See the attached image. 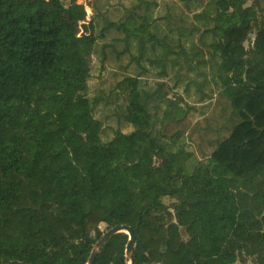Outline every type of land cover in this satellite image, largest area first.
Returning a JSON list of instances; mask_svg holds the SVG:
<instances>
[{"label":"trees","instance_id":"obj_1","mask_svg":"<svg viewBox=\"0 0 264 264\" xmlns=\"http://www.w3.org/2000/svg\"><path fill=\"white\" fill-rule=\"evenodd\" d=\"M76 1L0 0V264H264V0Z\"/></svg>","mask_w":264,"mask_h":264},{"label":"rangeland","instance_id":"obj_2","mask_svg":"<svg viewBox=\"0 0 264 264\" xmlns=\"http://www.w3.org/2000/svg\"><path fill=\"white\" fill-rule=\"evenodd\" d=\"M63 2H67L68 0H62ZM81 1H85V0H77L76 2H81ZM88 3V1H87ZM239 4V1H236L233 5H232V9L236 8ZM250 4V2H247L246 4H244V6H248ZM88 10V11H87ZM86 14H87V20L88 18L91 16V10L89 8L86 9ZM81 25V24H80ZM79 25V27H80ZM186 25H201L200 21H198L197 19H195L194 17H192V14L189 13L188 17L186 19ZM253 38V36H252ZM247 45V44H245ZM92 66H93V71L95 73H97V64H96V57H92ZM205 75H201V76H197L195 80V83L190 84L189 83V94H184V92L182 90L179 91V93L182 95L183 99L185 100V102L189 103V104H194V105H201V103H205L207 102V98L206 95L211 97V98H215L217 93H218V88L216 87V85L214 84V81L212 80H205ZM94 83V82H93ZM91 85V84H90ZM206 93V94H205ZM199 98H200V102H199ZM196 114H192L190 115V119H189V125H191L195 119H196ZM181 142L184 144L185 149L189 150L191 152H195L196 150V142L194 139H190L189 137H184ZM173 166V165H172ZM188 172H191L190 174L193 175H198V176H205V171L203 169H201V167L198 165V158H193L192 160L189 161L187 168ZM173 170H174V166H173ZM168 202V201H166ZM100 229L105 232L106 231V225L102 224ZM115 252V246L112 244V242H109L107 245H105L102 248L101 254L103 256V258L109 262L113 256ZM237 264H250L249 262L243 260V259H239V261L237 262Z\"/></svg>","mask_w":264,"mask_h":264},{"label":"water","instance_id":"obj_3","mask_svg":"<svg viewBox=\"0 0 264 264\" xmlns=\"http://www.w3.org/2000/svg\"><path fill=\"white\" fill-rule=\"evenodd\" d=\"M79 31V28L77 29ZM126 234L128 239L124 249L125 264L133 263V252H134V242L135 234L134 230L126 225L115 226L107 229L98 241L93 245L89 258L85 264H93L95 258L101 253L102 248L111 240V238L117 234ZM6 264H27L19 261H10Z\"/></svg>","mask_w":264,"mask_h":264},{"label":"built area","instance_id":"obj_4","mask_svg":"<svg viewBox=\"0 0 264 264\" xmlns=\"http://www.w3.org/2000/svg\"><path fill=\"white\" fill-rule=\"evenodd\" d=\"M87 11H88V10H87ZM84 29H85L84 25L81 24L80 27H79V31H78V33H81Z\"/></svg>","mask_w":264,"mask_h":264}]
</instances>
